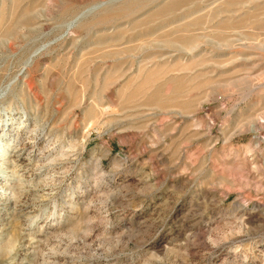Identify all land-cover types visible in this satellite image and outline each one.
Here are the masks:
<instances>
[{
	"label": "rangeland",
	"instance_id": "rangeland-1",
	"mask_svg": "<svg viewBox=\"0 0 264 264\" xmlns=\"http://www.w3.org/2000/svg\"><path fill=\"white\" fill-rule=\"evenodd\" d=\"M0 146V264H264V0H0Z\"/></svg>",
	"mask_w": 264,
	"mask_h": 264
},
{
	"label": "bare ground",
	"instance_id": "bare-ground-1",
	"mask_svg": "<svg viewBox=\"0 0 264 264\" xmlns=\"http://www.w3.org/2000/svg\"><path fill=\"white\" fill-rule=\"evenodd\" d=\"M2 147L0 146V151L2 150L1 149ZM6 151V150H5ZM2 152H3V150H2ZM1 152V153H2ZM3 155H0V158L2 157ZM3 165H5V164H0V167L1 166H3ZM3 167H6V166H3ZM0 183H1V185H3V186H1L0 187V200L1 199H3V198H6V195L4 194V192H6V189H3L4 187H5V185L7 184V180H6V178H4V179H2L1 177H0Z\"/></svg>",
	"mask_w": 264,
	"mask_h": 264
}]
</instances>
